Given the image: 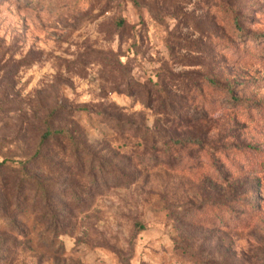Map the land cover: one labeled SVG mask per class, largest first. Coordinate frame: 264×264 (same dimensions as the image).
<instances>
[{
  "label": "rangeland",
  "instance_id": "obj_1",
  "mask_svg": "<svg viewBox=\"0 0 264 264\" xmlns=\"http://www.w3.org/2000/svg\"><path fill=\"white\" fill-rule=\"evenodd\" d=\"M3 160L0 264H264V0H0Z\"/></svg>",
  "mask_w": 264,
  "mask_h": 264
},
{
  "label": "trees",
  "instance_id": "obj_2",
  "mask_svg": "<svg viewBox=\"0 0 264 264\" xmlns=\"http://www.w3.org/2000/svg\"><path fill=\"white\" fill-rule=\"evenodd\" d=\"M146 93V99H149L150 95H149V91L145 90ZM150 101V100H149ZM151 102V101H150ZM150 102L148 103L150 105ZM161 105V104H160ZM118 125V124H117ZM134 130H140L141 128H144L141 130V135L143 137V139L145 141L150 140L152 142V146L154 147L156 145V142L159 141L157 140V136H160L161 134H159V132H153L151 131V128L149 129L148 127H143V125H139L137 127H134ZM53 140L55 142L58 143V145H61L62 143L69 144L72 146L73 148V153L77 154V143H76V139L74 138L73 134H72V130H52L50 128H47L40 139V144L37 148V150L34 152V154L31 156V160H27L26 162H19L18 163V167L16 168L18 175H19V179L17 181V188H19L20 190L24 189V187H26L28 181H32L33 185H35L37 187V193L41 194V195H45L46 191L45 190H41L43 189L42 185L40 182H38V180L30 174V168L28 167L29 164L32 162V160L39 158L40 155H42V151L44 150V145H46V143H48V141ZM163 140V144L165 143H170L172 144V146L174 145H179L181 147L184 146H189V145H194V144H199V141L197 139H191V138H185V139H173L170 136H166L165 139ZM65 147V145H64ZM160 156L158 155V152H154L153 155L150 158V163L152 164V166H155L156 163H158L160 161ZM167 160H165L166 165L172 166L175 162L174 159L172 157H167ZM0 165H6V160H3L2 162H0ZM40 187V188H39Z\"/></svg>",
  "mask_w": 264,
  "mask_h": 264
}]
</instances>
